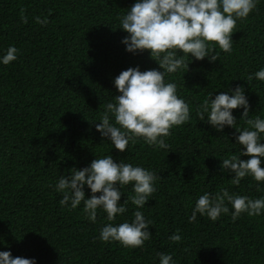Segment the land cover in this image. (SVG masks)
Returning a JSON list of instances; mask_svg holds the SVG:
<instances>
[{
	"label": "trees",
	"instance_id": "obj_1",
	"mask_svg": "<svg viewBox=\"0 0 264 264\" xmlns=\"http://www.w3.org/2000/svg\"><path fill=\"white\" fill-rule=\"evenodd\" d=\"M134 2L0 0V54L9 45L18 49L15 61L0 64V251L34 257L36 264H159L160 252L171 253L176 264H264V213L232 219L229 204V213L216 221L199 214L195 222L187 219L204 192L226 188L253 199L264 195L250 176L233 185L220 170L221 160L240 147L234 144L236 129L217 131L198 116L208 93L214 98L242 86L249 116L264 117V81L246 80L264 67V0L237 19L230 53L217 46L216 61L190 58L185 73L166 74L191 116L170 129L169 148L137 138L121 152L95 128L106 103L119 94L113 79L128 67L160 70L148 50L130 53L121 43L128 34L118 28L119 18ZM36 17L48 22L41 25ZM241 112L232 110L238 127L244 126ZM108 152L114 162L158 174L156 191L141 209L151 221V238L142 247L99 240L100 228L109 223L102 210L93 223L83 202L75 209L59 204L62 194L54 189L59 176ZM84 191L88 198L86 186ZM121 191L120 203L133 194L130 185ZM126 207L111 223L131 221L136 206L129 201ZM174 232L180 241L169 239Z\"/></svg>",
	"mask_w": 264,
	"mask_h": 264
},
{
	"label": "clouds",
	"instance_id": "obj_2",
	"mask_svg": "<svg viewBox=\"0 0 264 264\" xmlns=\"http://www.w3.org/2000/svg\"><path fill=\"white\" fill-rule=\"evenodd\" d=\"M258 0H135L132 6L119 18V27L126 35L121 43L125 51L136 53L148 50L150 57L159 65L140 71L139 66L128 67L114 79L113 85L118 95L113 102L105 105L95 124L97 132L108 143L121 152L129 142L137 138L150 146L168 149L165 137L170 129L180 126L191 119L189 104L177 95L175 82H166V74L188 70L190 58H207L211 63L219 58L215 51L218 46L225 53L232 51L231 33L237 19L247 18ZM41 25L47 17L35 18ZM26 23L27 18L22 16ZM18 49L9 45L0 54V64L8 65L17 59ZM190 54V56H189ZM264 81V67L255 73H249L247 81ZM242 109L243 127L236 126L233 109ZM198 116L217 131L225 126L234 127L239 149L221 160L220 170L231 177V183L238 185L246 176L257 182V189L264 191V117L249 116V103L242 86L220 91L212 97L208 93L198 110ZM206 117V119H205ZM103 142V140H102ZM105 143V142H104ZM247 156L248 159H240ZM158 174L148 168L114 162L109 154L95 157L88 166L79 170L70 169V175H60L54 189L62 194L59 204L75 209L83 202V212L91 222L96 221L97 210L106 214L109 223L104 224L98 239L102 242L118 241L123 247H142L151 238L147 220L141 211L150 196L156 191L155 181ZM131 186L132 195L120 203L121 189ZM85 186L90 194L85 198ZM99 193V195H96ZM135 205L133 218L119 224H113L118 215L127 211L126 205ZM231 205L232 219L242 213L248 216H260L264 213V195L250 198L245 195L230 194L228 189L220 188L215 193L204 192L200 195L188 216L189 222H195L197 214L216 221L221 214L229 213ZM173 242L182 239L178 232L169 236ZM159 264H176L171 253H157ZM0 264H36V259L12 257L9 251H0Z\"/></svg>",
	"mask_w": 264,
	"mask_h": 264
}]
</instances>
